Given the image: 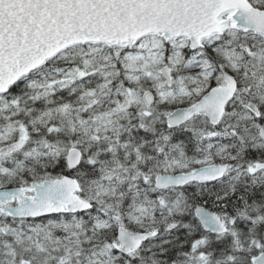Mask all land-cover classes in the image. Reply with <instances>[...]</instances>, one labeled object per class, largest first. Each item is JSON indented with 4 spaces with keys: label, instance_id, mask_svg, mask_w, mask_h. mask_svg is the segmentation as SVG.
I'll list each match as a JSON object with an SVG mask.
<instances>
[{
    "label": "snow or ice",
    "instance_id": "6c2138e0",
    "mask_svg": "<svg viewBox=\"0 0 264 264\" xmlns=\"http://www.w3.org/2000/svg\"><path fill=\"white\" fill-rule=\"evenodd\" d=\"M0 264H264V0H0Z\"/></svg>",
    "mask_w": 264,
    "mask_h": 264
}]
</instances>
